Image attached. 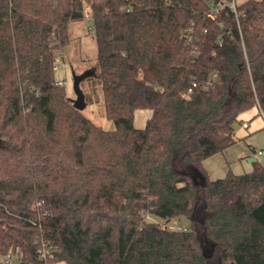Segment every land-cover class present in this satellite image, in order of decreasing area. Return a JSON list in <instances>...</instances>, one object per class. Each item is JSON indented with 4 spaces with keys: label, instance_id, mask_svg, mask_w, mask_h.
Listing matches in <instances>:
<instances>
[{
    "label": "trees",
    "instance_id": "trees-1",
    "mask_svg": "<svg viewBox=\"0 0 264 264\" xmlns=\"http://www.w3.org/2000/svg\"><path fill=\"white\" fill-rule=\"evenodd\" d=\"M86 18L98 63L81 87L102 90L112 129L56 78ZM254 107L264 0H0V252L36 261L44 241L63 264H264V165L215 180L203 165Z\"/></svg>",
    "mask_w": 264,
    "mask_h": 264
},
{
    "label": "rangeland",
    "instance_id": "rangeland-1",
    "mask_svg": "<svg viewBox=\"0 0 264 264\" xmlns=\"http://www.w3.org/2000/svg\"><path fill=\"white\" fill-rule=\"evenodd\" d=\"M229 1V0H227ZM246 0H234L236 5ZM72 41L58 53L56 78L65 84L68 97L71 102L76 99L74 90L76 75H82L97 66V43L92 22L88 18L82 22L71 23L69 27ZM93 86V80H86L82 87L88 92ZM90 100L82 112L94 123L105 129L115 127L114 122L106 117L105 104L102 90L96 88L91 92ZM258 107L243 113L235 123V136L237 142L222 152H219L203 161V165L211 180L225 177L229 173L242 174L254 169V161L264 165V117ZM153 116V110L147 108L135 111L133 124L136 128H145L147 121ZM247 122L248 127L243 123ZM253 159L254 161L250 160ZM150 220L157 221L163 226L178 229L190 228L192 218L186 215L175 217L166 221L156 215H150ZM211 253V252H209Z\"/></svg>",
    "mask_w": 264,
    "mask_h": 264
},
{
    "label": "built area",
    "instance_id": "built-area-1",
    "mask_svg": "<svg viewBox=\"0 0 264 264\" xmlns=\"http://www.w3.org/2000/svg\"><path fill=\"white\" fill-rule=\"evenodd\" d=\"M228 4L231 8L236 9V3L234 0H229ZM86 14H89V8H86ZM57 68V67H56ZM217 80V73H214L207 81L206 88L213 87ZM59 85L63 84V81L58 82ZM194 86L197 85L196 82L193 83ZM193 91V88H190L189 93ZM261 111V110H260ZM261 114L264 116L263 112ZM244 127H248L249 124L247 122L243 123ZM260 154H264V151H260ZM40 209H42L40 207ZM54 248L52 245L45 243L44 241L41 243L40 247L37 250V259L36 261H29L26 259L21 252L18 250H9L6 252H0V264H63L62 261H56L53 258Z\"/></svg>",
    "mask_w": 264,
    "mask_h": 264
},
{
    "label": "water",
    "instance_id": "water-1",
    "mask_svg": "<svg viewBox=\"0 0 264 264\" xmlns=\"http://www.w3.org/2000/svg\"><path fill=\"white\" fill-rule=\"evenodd\" d=\"M93 74H94L93 70H88V72H86L82 75H76L75 76L74 90L77 94V97L75 100H73V106L75 108H77L78 110L82 111L87 105L86 96H85V93L81 87V81L85 77H88V76L93 75Z\"/></svg>",
    "mask_w": 264,
    "mask_h": 264
},
{
    "label": "crops",
    "instance_id": "crops-1",
    "mask_svg": "<svg viewBox=\"0 0 264 264\" xmlns=\"http://www.w3.org/2000/svg\"><path fill=\"white\" fill-rule=\"evenodd\" d=\"M259 111H260V109H258ZM260 114H261V111H260ZM263 116V115H262ZM264 117V116H263ZM245 123V122H244ZM250 160H252V161H254L252 158L250 159Z\"/></svg>",
    "mask_w": 264,
    "mask_h": 264
}]
</instances>
